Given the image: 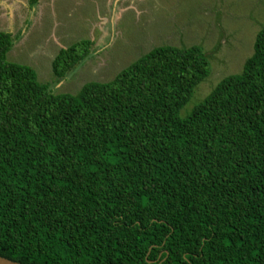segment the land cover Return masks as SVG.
Masks as SVG:
<instances>
[{"label":"trees","instance_id":"1","mask_svg":"<svg viewBox=\"0 0 264 264\" xmlns=\"http://www.w3.org/2000/svg\"><path fill=\"white\" fill-rule=\"evenodd\" d=\"M14 36L0 30V257L264 264V26L185 117L211 72L200 45L155 46L72 94L10 61ZM92 44L62 47L53 82Z\"/></svg>","mask_w":264,"mask_h":264},{"label":"rangeland","instance_id":"2","mask_svg":"<svg viewBox=\"0 0 264 264\" xmlns=\"http://www.w3.org/2000/svg\"><path fill=\"white\" fill-rule=\"evenodd\" d=\"M264 26V0H0V30L11 31L10 61L29 64L56 92L76 94L88 81L111 80L160 45H200L211 72L181 109L185 117L225 76L243 69ZM82 38L91 54L53 82L52 60Z\"/></svg>","mask_w":264,"mask_h":264},{"label":"water","instance_id":"3","mask_svg":"<svg viewBox=\"0 0 264 264\" xmlns=\"http://www.w3.org/2000/svg\"><path fill=\"white\" fill-rule=\"evenodd\" d=\"M0 264H22V263L10 260V259L5 258V257H0Z\"/></svg>","mask_w":264,"mask_h":264}]
</instances>
